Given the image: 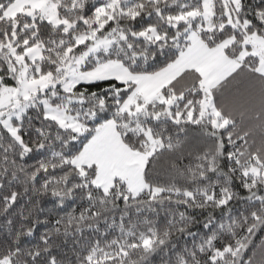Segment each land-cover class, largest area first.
Wrapping results in <instances>:
<instances>
[{
  "label": "snow or ice",
  "instance_id": "6c2138e0",
  "mask_svg": "<svg viewBox=\"0 0 264 264\" xmlns=\"http://www.w3.org/2000/svg\"><path fill=\"white\" fill-rule=\"evenodd\" d=\"M0 218V264H264V0H0Z\"/></svg>",
  "mask_w": 264,
  "mask_h": 264
},
{
  "label": "trees",
  "instance_id": "16d2710c",
  "mask_svg": "<svg viewBox=\"0 0 264 264\" xmlns=\"http://www.w3.org/2000/svg\"><path fill=\"white\" fill-rule=\"evenodd\" d=\"M163 163V162H161ZM243 194V193H242ZM4 226V221L2 218H0V229H2ZM39 231H42V229H38L37 231V234H39ZM154 264H159V258H157L155 261H154Z\"/></svg>",
  "mask_w": 264,
  "mask_h": 264
}]
</instances>
